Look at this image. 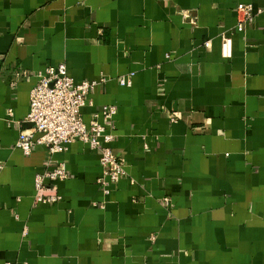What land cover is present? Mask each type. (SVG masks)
<instances>
[{
    "label": "crops",
    "instance_id": "1",
    "mask_svg": "<svg viewBox=\"0 0 264 264\" xmlns=\"http://www.w3.org/2000/svg\"><path fill=\"white\" fill-rule=\"evenodd\" d=\"M238 3L260 12L239 25ZM60 62L106 78L81 114L116 107L108 194L85 143L49 163L15 146L35 73ZM59 161L61 199L34 202ZM0 166V264H264V0H0Z\"/></svg>",
    "mask_w": 264,
    "mask_h": 264
},
{
    "label": "built area",
    "instance_id": "2",
    "mask_svg": "<svg viewBox=\"0 0 264 264\" xmlns=\"http://www.w3.org/2000/svg\"><path fill=\"white\" fill-rule=\"evenodd\" d=\"M260 9L254 10L251 4L238 3L236 14L238 24L244 25L252 19ZM208 42H206L207 45ZM221 55L230 57L232 53L231 37L223 34L221 37ZM24 72H17V77H23ZM121 76L120 85L130 86L131 76ZM36 82L29 93V110L22 122L18 124V136L15 146L22 153L29 155L36 145H43L47 149L48 163L55 153H61L68 145L77 140L85 143L90 149L98 153L100 174L96 183L104 194H108L114 184L124 175V161L116 154L111 143L114 141L113 118L116 113L114 105H102L95 110L88 121H84L81 109L90 104L88 99L97 86L106 80L104 76L95 80L83 79L75 81L68 73L65 63L48 64L35 73ZM8 123L12 111L8 110ZM175 121L174 117L170 118ZM1 167V166H0ZM68 173L65 162L45 166L34 175V202L48 203L61 199L57 193V183L67 179ZM49 190L51 193H46ZM168 203L169 199L164 198ZM5 264H13L6 262Z\"/></svg>",
    "mask_w": 264,
    "mask_h": 264
},
{
    "label": "water",
    "instance_id": "3",
    "mask_svg": "<svg viewBox=\"0 0 264 264\" xmlns=\"http://www.w3.org/2000/svg\"><path fill=\"white\" fill-rule=\"evenodd\" d=\"M25 126H31V124L30 123H25Z\"/></svg>",
    "mask_w": 264,
    "mask_h": 264
}]
</instances>
